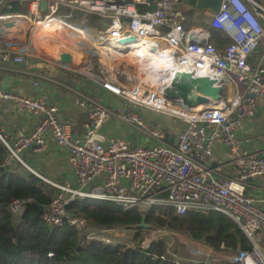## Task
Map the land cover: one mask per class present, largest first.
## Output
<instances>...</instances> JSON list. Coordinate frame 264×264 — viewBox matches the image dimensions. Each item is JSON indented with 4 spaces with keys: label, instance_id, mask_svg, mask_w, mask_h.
Returning <instances> with one entry per match:
<instances>
[{
    "label": "built area",
    "instance_id": "2783aa9c",
    "mask_svg": "<svg viewBox=\"0 0 264 264\" xmlns=\"http://www.w3.org/2000/svg\"><path fill=\"white\" fill-rule=\"evenodd\" d=\"M28 1L33 10L45 1L47 14L38 21H57L71 35L78 28L57 16L59 8L98 18L105 28L96 37L83 30L87 38L81 40L91 46L95 42L100 44L97 47L107 46L110 44L107 40L113 39L145 41L155 50L168 54L175 67L187 73L196 76L212 73L220 77L223 91L229 93L225 99L212 100L201 110L186 109L180 103L166 101L162 91L146 89L145 81L110 69L108 56L115 58L131 46L109 45L115 54L101 50L103 58L100 56L99 60L103 62L98 73L71 70L123 99L125 105L110 108L89 94L71 90L73 106L86 113L84 133L77 137L72 135L69 124L58 119L56 106L43 98L6 93L0 82V110L2 103L12 102L25 113L40 118L28 134L17 130L10 137L0 128V145L7 152L0 167L13 162L24 165L22 152H42L47 137L68 155L75 185L48 183L55 193L41 213L44 224L51 228L68 226L82 232L86 221L67 212V207L75 201L109 203L123 212L137 211L143 216L171 211L182 218L188 214L215 212L230 219L249 243L248 250L236 251L226 264H264V201L246 195L248 181L264 177V156L244 150L237 137L244 123L255 116L258 102L264 98V65L261 61L255 65L248 62L264 40V8L251 0H221L219 11L210 15V26L227 35L230 43L218 50L208 38L201 45L189 43L190 34L183 28L181 11L184 0ZM151 6L153 11L149 10ZM139 7L144 10L140 11ZM1 8L8 10L11 6L6 0H0ZM22 18L0 13V75L18 73L15 69L26 65L29 56L40 55L33 49L31 38L30 45L26 44L34 24L28 30H15L14 23ZM13 31H16L14 35ZM200 72L204 74L199 75ZM29 75L51 82L46 76ZM118 75L125 76L126 84L119 81ZM33 86L37 87L38 82ZM140 108L177 119L185 127L176 135L171 130L157 129L138 115ZM111 120L124 124L149 144L132 146L122 139L106 140L100 129ZM216 143L227 148L230 154V159L221 166L212 163ZM26 203L29 201L11 203L9 210L15 219L22 216ZM121 231H91L83 243L100 241L102 236L117 237ZM147 233L148 240L142 242L141 249H148L152 240L163 239L168 246L167 230L152 227ZM224 250L221 245L218 252ZM174 258L175 264H220L221 261L210 248L195 249L184 261Z\"/></svg>",
    "mask_w": 264,
    "mask_h": 264
},
{
    "label": "crops",
    "instance_id": "0c3cea01",
    "mask_svg": "<svg viewBox=\"0 0 264 264\" xmlns=\"http://www.w3.org/2000/svg\"><path fill=\"white\" fill-rule=\"evenodd\" d=\"M6 2L11 6V9L6 10L1 8L0 13L19 15L28 19L31 23L28 24V27L25 28V30H28L31 25L34 24L35 26V24L41 22L38 21V18H43L47 14L46 11H42L40 9V3L38 7L35 8L36 10H33L32 6L29 5L28 0H6ZM185 2L186 0H184L181 11L184 18L183 28L186 32L193 34L195 38L199 40L208 38L209 42L212 31L225 35L223 32L213 29L210 26V12L191 10L185 5ZM139 10L143 11L144 7H139ZM57 16L65 19L70 24L73 23L72 25L78 28L76 30H86L92 33V37H96V33L105 28V24L98 18L93 16H84L82 13L77 11L70 12L64 8H59ZM92 18L96 19V22H92ZM70 20L72 21L70 22ZM19 23L22 27L23 24L21 22ZM23 23L26 24L25 21ZM62 34L56 36V42H59L60 36L65 37L66 40L69 38V41L72 42L78 40L83 41L81 39L73 38L70 36V32L66 30H64ZM225 37L229 40L227 35H225ZM26 39V44L30 45V34L26 37ZM34 40H36V44H38V39L34 38ZM37 46L39 47V45ZM83 50L82 54L85 56L88 55V53H86L87 50ZM40 56L41 55H39V57L35 55L29 56L26 65H21L15 69L19 70L18 73L1 74L0 82L2 83L5 78L10 76L13 78L10 84V92L30 98H43L48 104L56 106L58 110V119L71 126L73 136L82 137L84 133L83 124L86 120V113L73 106V94L71 90L89 94L92 97L99 99L104 106H108L110 108L115 109L125 105L123 99L98 88L83 76H79L72 71L73 69H86L91 70L94 73H98L100 63L103 62V59L99 60L96 64H92L88 58L86 63L83 62L80 64H83L82 69H75L70 68L69 64H65L63 61H46ZM248 60V62L253 65L260 61L262 62V65H264V40L260 42L259 47L253 54L250 55ZM75 61L78 62L76 59ZM120 67H122V69H117L118 72H123L125 74L129 73L130 75V72L124 69L125 67H123V65L120 64L116 68ZM29 74L46 76L51 80V82L47 83L41 81ZM118 79L120 82L126 84L123 75H121ZM35 81L38 82L37 87L33 86ZM45 84H47V86H45ZM40 85L42 86L41 88H39ZM225 93L226 96L229 95L228 92L225 91ZM0 113V128L10 137H12L14 132L17 130L22 131L25 134L32 132L40 119L37 116L25 113L12 102L2 103ZM137 113L144 121L150 123L157 129L171 130L175 135L185 127V125L177 119L160 114H154L145 109L140 108L137 110ZM100 132L106 140L122 139L132 146L149 144V142L139 134L130 130L127 126L116 120L106 122L101 127ZM237 137L241 141V145L244 150L247 152L259 153L264 156V98L258 102L255 116L244 123L242 130L237 133ZM213 150V164L221 166L230 159L229 151L223 145L216 143ZM21 160L24 165L13 162L10 164V170L19 171L22 175L31 174L48 186H50L48 183L59 185L70 184L71 186L75 185L67 153L59 149L49 137L46 138V147L42 152L34 153L31 151H24L21 154ZM248 185L249 187L246 189V195L255 200L264 201V177L252 179L248 181Z\"/></svg>",
    "mask_w": 264,
    "mask_h": 264
},
{
    "label": "trees",
    "instance_id": "16d2710c",
    "mask_svg": "<svg viewBox=\"0 0 264 264\" xmlns=\"http://www.w3.org/2000/svg\"><path fill=\"white\" fill-rule=\"evenodd\" d=\"M264 8V0H252ZM92 18V22H96ZM210 43L218 50L230 41L218 32H211ZM6 149L0 145V166L6 157ZM55 190L31 174L22 175L9 170L0 177V264H175L174 256L164 240H152L143 250V230H131L141 222L143 215L137 211L123 212L109 203L75 201L67 207L72 217L84 219L86 229H128L136 246L103 243L93 240L84 242L85 233L75 228L48 227L36 217L38 207L45 209ZM29 201L24 213L15 219L9 207L13 201ZM146 223L181 235L215 252L221 245L225 253L248 250L249 243L241 230L222 214H188L178 218L171 211L159 215L148 213ZM51 254V257L49 255ZM163 257V259H160Z\"/></svg>",
    "mask_w": 264,
    "mask_h": 264
},
{
    "label": "bare ground",
    "instance_id": "6f19581e",
    "mask_svg": "<svg viewBox=\"0 0 264 264\" xmlns=\"http://www.w3.org/2000/svg\"><path fill=\"white\" fill-rule=\"evenodd\" d=\"M24 21L26 22V24L23 23ZM19 22L23 24L22 27ZM30 23L31 22L28 19L22 18L20 21H17L14 23V27H16L15 30L18 31L21 29H25L28 27V24ZM35 28L36 29L33 33L32 43H33V49L36 50L39 54L45 55L55 61H59V62L63 61V63L69 64V65L75 64L74 62L75 59L78 61L81 60L82 54L79 53L78 52L79 50H76V49H72L73 51L70 50V54L67 53L68 52L67 50L65 54L56 52L55 51L56 48L53 49L52 47H51L52 52L43 49V47L47 48L50 45V43L55 42L56 40H54V38L57 35L59 36L60 34L64 32L65 29L63 28V26H61L60 23H58L57 21L38 22L37 24H35ZM13 33H15V31L11 32L12 35ZM73 34L75 35H70L73 38H77V39L87 38V35L86 33H84L83 30H75V33ZM34 36L36 39H38V44H36V40H34ZM67 40L69 41V38H67ZM107 41H109L110 44L106 43L105 41V44H108V45L100 46V49L107 51V52H111L113 54H115V52L110 48L109 45L119 44L118 46H123V42H125V40H116V39L107 40ZM37 45H39V47ZM53 45L55 47V44ZM99 45L100 44L98 42L93 43V46H99ZM60 46L61 45H59V47ZM130 46L131 47L130 49H128V51L116 54L121 57H124L125 58L124 61H120L116 57L114 58L113 62L119 61L121 64L122 63L127 64L126 65L127 67H130V68L132 67L135 78L140 81H145L146 83L145 88L148 90L159 92V93L161 91L163 92L165 88H167L172 83L173 80L178 78L180 74L186 72V70L184 69L175 67V65L173 64L168 54L155 50L149 43L145 41L138 40L130 44ZM59 49H62V48H59ZM44 52H46V54ZM198 74L203 75L204 73L200 72ZM204 107L205 105H202L195 109L198 111Z\"/></svg>",
    "mask_w": 264,
    "mask_h": 264
},
{
    "label": "water",
    "instance_id": "95a60500",
    "mask_svg": "<svg viewBox=\"0 0 264 264\" xmlns=\"http://www.w3.org/2000/svg\"><path fill=\"white\" fill-rule=\"evenodd\" d=\"M185 5L196 11H207L211 14H216L219 11L221 0H186ZM40 9L42 11L46 10V2H40ZM150 11L154 10V7L149 8ZM136 40L135 38H130L125 40L123 44H132ZM190 44H204V40L196 39L193 34L189 36ZM12 77H7L1 83V89L8 93L10 91V84L12 82ZM98 88H101V85L92 82ZM223 81L220 77L210 74L209 76H196L191 73L184 72L180 74L178 78L172 81V83L165 88L163 91V97L166 101L172 103H180L186 109H195L199 106L206 105L212 100L219 101L222 98ZM47 86V84H45ZM42 86L40 85L39 88ZM104 90V89H103ZM10 170V166L0 167V177L7 171ZM43 208L38 207V213L36 217H39L42 213ZM132 230H151L152 226L146 223V217L143 216L140 224L132 226Z\"/></svg>",
    "mask_w": 264,
    "mask_h": 264
},
{
    "label": "rangeland",
    "instance_id": "374dc122",
    "mask_svg": "<svg viewBox=\"0 0 264 264\" xmlns=\"http://www.w3.org/2000/svg\"><path fill=\"white\" fill-rule=\"evenodd\" d=\"M72 20H70L71 22ZM73 24V23H72ZM36 28H34L32 34H30V38L33 40V33L35 31ZM24 29H21L20 31H22ZM16 32V31H15ZM14 35V33H13ZM29 36V34L27 35V37ZM35 38V36H34ZM54 40H56V37L54 38ZM52 44V46H51ZM55 44V47L54 45ZM59 45H61L59 47ZM58 46V48H57ZM67 46V48H66ZM55 49L56 48V52H60L62 54H65L66 50L68 51L67 53L70 54V50L73 51L72 49H76V50H79L78 52L82 54V51H84L83 49L87 50L86 53H90V62H92V64H96L98 63L99 61V57L102 56L100 52H103L101 51V49H99L100 47H97V49H95L93 46H91L88 42H84V41H71V42H68L65 37L63 36H60V40L59 42L55 41L53 43H50V45L46 48V47H43L44 50H48V51H51L52 48ZM74 47V48H72ZM59 48H62V49H59ZM78 48V49H77ZM65 49V50H64ZM54 51V50H53ZM52 52V51H51ZM64 52V53H63ZM46 54V52H44ZM76 53V52H75ZM52 54V53H51ZM41 55V54H40ZM83 56L81 57V60L80 62H76L75 61V64L74 65H69L70 68H75V69H82V65H80L81 63L83 62H87V59L89 58L88 56L89 55H84L82 54ZM41 58H43L44 60L46 61H53V59L45 56V55H42L40 56ZM110 58V62H109V68L110 69H122V67L120 68H116L117 66H119L121 63L119 61L117 62H113L114 60V57H111V56H108ZM117 57L118 60L120 61H124L125 58L124 57H121L119 55H115V58ZM103 58V56H102ZM55 61V60H54ZM53 61V62H54ZM98 65V64H97ZM121 65H123V67H125L124 69H126L128 72H130V75H133L135 77V75L133 74V69L132 67H127L125 63H122ZM135 66V65H134ZM137 74V73H136ZM111 75H115V72H111ZM129 75V73L127 74ZM121 76V75H120ZM119 76V77H120ZM124 76V75H123ZM118 77V76H117ZM118 77V78H119ZM125 78V76H124ZM226 97V93L225 91L223 92L222 94V98L225 99ZM169 117V116H168ZM171 118V117H170ZM85 233V235H87L88 233H90L91 231L88 230V228L86 229H83L82 233ZM148 230H143L142 234H143V241H147L148 240V237H147V233ZM170 233V232H169ZM109 235V234H107ZM117 237H114L113 235H110L108 237L106 236H102V237H99V240L102 241L103 239V243H106L105 241H109L111 244H117V243H122V244H125L127 247L129 248H132L134 246H136V242H134L132 240V231L131 230H128V229H123V231H121V233H119L118 235H116ZM103 238V239H102ZM168 239V248L170 249L169 253L171 255H174L176 256L180 261H184L188 258L191 257V252L195 249L199 250V251H202L204 249H206L203 245H201L200 243H197V242H193L191 240H189L188 238L186 237H183L181 235H177V234H172L170 233L169 236H167ZM159 239V238H158ZM89 242V241H87ZM142 243H140V247L142 246L141 245ZM217 253V257L221 260L220 261V264H226L229 259L233 256V253H225V252H216Z\"/></svg>",
    "mask_w": 264,
    "mask_h": 264
}]
</instances>
